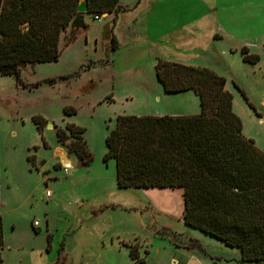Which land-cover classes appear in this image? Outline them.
Instances as JSON below:
<instances>
[{
    "label": "rangeland",
    "instance_id": "1",
    "mask_svg": "<svg viewBox=\"0 0 264 264\" xmlns=\"http://www.w3.org/2000/svg\"><path fill=\"white\" fill-rule=\"evenodd\" d=\"M121 1L126 7L112 17L106 14L97 21L84 15V30L64 31L56 62L22 66L18 78L0 76V264H110L107 255H113L114 264H141L128 256L132 245L142 264H242L237 249L184 225L181 190L117 189L114 160L104 162L105 139L120 116L199 114L192 91H163L155 75L156 61L163 60L223 77L242 135L264 153V31L249 36L240 26L259 27L264 15L238 18V32L231 29L258 46L249 49L259 57L251 65L243 62L241 49L212 31L210 11L256 0ZM233 83L244 90L247 102ZM64 109L75 112L65 115ZM34 117L46 123L41 135ZM67 125L85 131L91 155L86 166L68 153L72 139L67 132L65 145L57 144V130ZM55 147L65 152L57 156L69 167L68 175L60 170ZM45 190L52 193L50 202ZM146 212L153 217L147 226L142 222ZM34 221L38 227L32 229ZM163 230L178 241L156 235ZM111 239L112 250L119 252L105 250Z\"/></svg>",
    "mask_w": 264,
    "mask_h": 264
},
{
    "label": "trees",
    "instance_id": "2",
    "mask_svg": "<svg viewBox=\"0 0 264 264\" xmlns=\"http://www.w3.org/2000/svg\"><path fill=\"white\" fill-rule=\"evenodd\" d=\"M80 1L0 0V76L18 78L22 66L56 62L61 34L67 29L84 30V15L123 9L120 0H85L88 13L78 14ZM240 54L251 65L259 60L246 48ZM155 75L165 93L192 91L200 112L117 117L105 139L104 157V162L114 160L117 189L181 190L185 226L237 249L242 264H264V153L242 135L241 121L232 111L233 97L225 90L226 80L206 68L163 60L156 62ZM233 86L247 102L244 91ZM63 112L73 115L75 111ZM32 122L41 135L46 123L39 117ZM66 132L72 139L66 145L68 153L88 165L91 155L85 131L73 125L58 129L57 144L65 145ZM127 248L131 260L144 262L137 246Z\"/></svg>",
    "mask_w": 264,
    "mask_h": 264
},
{
    "label": "crops",
    "instance_id": "3",
    "mask_svg": "<svg viewBox=\"0 0 264 264\" xmlns=\"http://www.w3.org/2000/svg\"><path fill=\"white\" fill-rule=\"evenodd\" d=\"M212 1L213 0H208L209 3H211ZM223 1H225V0H223ZM119 6L122 8L126 7L124 5V3H122L121 0L119 1ZM196 12L198 13V10L195 11V14H197ZM210 12L212 13V17H213V21H214V28L212 31L214 33L215 32H221V34H222L218 37L225 39L226 42H228L230 44L231 43L234 44V46H236V49L246 48L249 51V49H255V48H250L251 46L258 47L254 42H252V41L248 42V40H246L245 36H242L239 34L237 35V33H233L231 31V29H235L237 31V27H236L237 21H240L243 16L262 18L264 15V0H256L255 2L251 1L250 4L247 3L241 7H238V5L237 6H226V5H224L218 9H216V8L212 9ZM103 15H106V14H103ZM107 15H108V17H112L113 14H107ZM193 16H194V13H193ZM238 18H240V20H238ZM252 23H254V21H252ZM263 24H264V22L261 20L259 22V25H260L259 27L256 26L255 24H252L250 26V25H246V24L243 25L242 23H240V26L241 27L244 26L243 33L246 32L249 34V36H255V35L257 36V33H262V31H264ZM215 37H217V36H215ZM113 39H114V36L111 35L113 49H116V47H117L116 41ZM212 46H213V49L216 50L215 42L213 43ZM251 54H254V53H251ZM261 104H264V102L261 101ZM171 116H178V114H172ZM259 122H263V120L261 118H258V123ZM54 150H55V152H54ZM54 150H53V153H54L55 157L59 159L61 167L63 168L65 165L62 163L61 159L57 155H62V157H63L64 151L62 149L56 148V147L54 148ZM64 154H65V152H64ZM66 156H67V154H66ZM67 158H69V157L67 156ZM69 162H70V160H69ZM62 168H60V170H62ZM46 191H48V190H45V192ZM50 194H51L50 198L45 197V200L47 202L48 201L50 202L52 199V193L50 192ZM44 195H45V193H44ZM100 207H101V209H103L102 206H100ZM3 208H4V206H3V197H2V186L0 183V214H1V218H2V225H3V221H4V219H3V214H4ZM89 212H94V211L90 210ZM146 213H149V212H146ZM47 228H48V226H47ZM32 229H35V227H33ZM3 231H4V228H3ZM48 236L49 237L51 236V234L49 232H48ZM117 239L119 240V237ZM50 242H51V240H50ZM113 243H114L113 239H111L110 243H108V246H106V249H105L104 245H101V247H102V249H105V250H111L113 253L119 252L118 250H112ZM103 252L104 251H101L100 255H102ZM106 253H108V251L105 252L104 254H106ZM112 256L113 255H107V259H111L110 264H114V258H112ZM92 263L95 264L96 263L95 260H92Z\"/></svg>",
    "mask_w": 264,
    "mask_h": 264
},
{
    "label": "water",
    "instance_id": "4",
    "mask_svg": "<svg viewBox=\"0 0 264 264\" xmlns=\"http://www.w3.org/2000/svg\"><path fill=\"white\" fill-rule=\"evenodd\" d=\"M76 12H77L78 14H87V13H88V8H87V4H86L85 0H81V1L79 2L78 6H77V8H76ZM152 221H153V217H152V214H151V213H146V214L143 216V220H142V222H143V224H144L145 226L149 225ZM155 232H156V231H155ZM156 235H157V236H160V237H167V238L171 239V241H173V242H174L175 240L178 241V239H175V238L173 237V234H172L170 231H168V230H163V231H161V232H157Z\"/></svg>",
    "mask_w": 264,
    "mask_h": 264
},
{
    "label": "built area",
    "instance_id": "5",
    "mask_svg": "<svg viewBox=\"0 0 264 264\" xmlns=\"http://www.w3.org/2000/svg\"><path fill=\"white\" fill-rule=\"evenodd\" d=\"M103 15H95V16H93V19L94 20H100V18L102 17ZM62 171H63V173H64V175H67L68 174V168H62ZM50 196H51V194H50V192L49 191H46L45 192V197L46 198H50ZM32 226L33 227H38V222L37 221H34L33 222V224H32Z\"/></svg>",
    "mask_w": 264,
    "mask_h": 264
},
{
    "label": "bare ground",
    "instance_id": "6",
    "mask_svg": "<svg viewBox=\"0 0 264 264\" xmlns=\"http://www.w3.org/2000/svg\"><path fill=\"white\" fill-rule=\"evenodd\" d=\"M64 168H69V167H64Z\"/></svg>",
    "mask_w": 264,
    "mask_h": 264
}]
</instances>
